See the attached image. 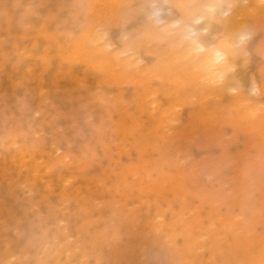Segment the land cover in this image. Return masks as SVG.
<instances>
[{"label": "bare ground", "instance_id": "6f19581e", "mask_svg": "<svg viewBox=\"0 0 264 264\" xmlns=\"http://www.w3.org/2000/svg\"><path fill=\"white\" fill-rule=\"evenodd\" d=\"M150 2L0 0V264H264V0L219 87Z\"/></svg>", "mask_w": 264, "mask_h": 264}, {"label": "clouds", "instance_id": "9594fccd", "mask_svg": "<svg viewBox=\"0 0 264 264\" xmlns=\"http://www.w3.org/2000/svg\"><path fill=\"white\" fill-rule=\"evenodd\" d=\"M173 6L182 9L183 15L162 30L163 40L186 53L185 59L193 62L194 71L205 84L211 87L223 85L236 70L234 61L247 56L246 47L253 34L241 29L230 35L214 36L211 43L202 38L209 35L213 23L231 15L234 0H181L176 5L169 0L163 3L152 0L146 6L148 19L155 25L163 24L162 17L169 14ZM205 22L206 26L199 27ZM229 91L235 93L237 90L233 88ZM250 94L259 95V88L254 85Z\"/></svg>", "mask_w": 264, "mask_h": 264}]
</instances>
